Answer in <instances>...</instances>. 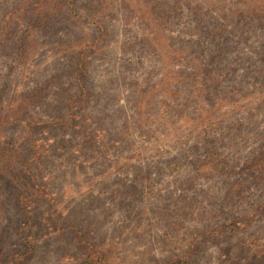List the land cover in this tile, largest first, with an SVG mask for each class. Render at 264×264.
<instances>
[{"label":"rangeland","instance_id":"374dc122","mask_svg":"<svg viewBox=\"0 0 264 264\" xmlns=\"http://www.w3.org/2000/svg\"><path fill=\"white\" fill-rule=\"evenodd\" d=\"M32 1L0 0V120L28 105L1 136L24 163L0 180V264L27 251L21 264H82L75 230L106 264L195 244L200 264H264V60L242 40L249 2L74 0L16 55ZM98 25L81 98L76 68Z\"/></svg>","mask_w":264,"mask_h":264},{"label":"trees","instance_id":"16d2710c","mask_svg":"<svg viewBox=\"0 0 264 264\" xmlns=\"http://www.w3.org/2000/svg\"><path fill=\"white\" fill-rule=\"evenodd\" d=\"M247 1L249 2L250 7L244 16L252 18H250V21H247L246 34L242 38V40H244L246 43H249L250 39L252 38L258 40L257 45L252 47V53L255 55L253 56V61L255 62L258 59L264 60V0ZM73 5L74 0H33L28 9L25 11L27 15L25 18V30L20 37L18 46L15 49L14 53L18 55V53L23 54L24 52H27L30 47H33L31 45L37 42L39 36L41 35V33H43V30L55 23L56 15L66 7L69 8ZM73 9L74 6L72 7V10ZM97 27L98 32H101L100 36L95 37L90 42V44H87V46L85 43L80 52L81 62L76 68L77 81L80 84L82 83L79 92V97L81 98H84V96L86 95L83 69H86L87 54L90 52L91 48H95L100 43L103 37V29L99 25ZM157 41L162 45L163 39L161 36L157 38ZM28 53H30V51ZM167 78L170 81H174L176 79L174 76H172V74ZM76 98V94L69 98L68 108L71 114L73 112L74 105H76L78 101L76 100ZM27 108L28 105H22L21 108H12L13 110L11 111V113L5 114L2 120H0V180L3 179V176L9 170L19 166L21 167L24 163L23 155L21 154V152H19V147H8L4 142V138H2L1 136L7 133L6 128L8 126H11L17 119H19L21 117V113L26 111ZM205 113L207 114V116H209V111ZM37 122L40 126L41 124L39 123V121ZM26 127L28 128V134L32 138V136H34L33 133L37 127V124L34 121H29V124L26 125ZM28 164L29 163L27 162L26 165ZM73 233L75 235L77 244L79 246L84 244L88 249V253H86V255L84 256L82 264H106V255L97 248L96 244L91 242L80 230H75L73 231ZM200 250H202L201 245L195 244L193 248L183 250L177 254H171L169 257L164 256L163 258L158 260L155 259L154 261L156 262V264H200ZM28 253V251L21 253L16 252L14 264H21L23 257ZM220 258L224 263H226V259L224 257L220 256ZM246 264H251V262L249 261Z\"/></svg>","mask_w":264,"mask_h":264}]
</instances>
